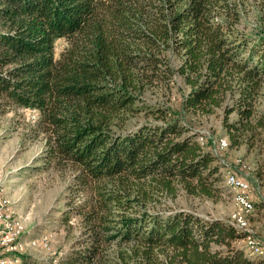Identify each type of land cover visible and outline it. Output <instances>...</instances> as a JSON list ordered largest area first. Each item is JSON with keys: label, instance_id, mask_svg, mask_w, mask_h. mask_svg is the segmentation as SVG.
Masks as SVG:
<instances>
[{"label": "trees", "instance_id": "1", "mask_svg": "<svg viewBox=\"0 0 264 264\" xmlns=\"http://www.w3.org/2000/svg\"><path fill=\"white\" fill-rule=\"evenodd\" d=\"M238 5L0 0V109L36 111L46 158L74 174L67 212L81 228L53 261L264 264L229 221L161 202L218 190V157L186 112H220L229 148L251 149L264 131V28L240 26ZM62 37L68 47L56 57Z\"/></svg>", "mask_w": 264, "mask_h": 264}, {"label": "rangeland", "instance_id": "2", "mask_svg": "<svg viewBox=\"0 0 264 264\" xmlns=\"http://www.w3.org/2000/svg\"><path fill=\"white\" fill-rule=\"evenodd\" d=\"M236 1L241 10L240 26H244L246 31L264 28V0ZM54 45L56 57H59L68 47V39L59 38ZM168 104L176 107V97L173 96ZM261 107L264 108V89ZM139 116L141 114L133 120L139 121ZM184 116L197 130L198 136L202 135L209 141V148L218 157V190L213 198L190 196L179 191L175 197H162V207L167 210L186 209L204 218L227 221L240 216L246 220L248 229L258 241L264 243V195L259 192L264 183V131L251 149L227 146L221 150L216 147V140L228 138L221 126L220 112L208 116L186 112ZM46 147L47 135L38 122L36 111L15 105L0 109V184L5 187L13 214L23 219L22 240L38 241L20 252L15 251L17 261L14 264H21V258L17 257L21 255L31 257L39 264H58V260L53 261L52 258L63 256L80 232L79 217L67 212V201L76 193L71 187L75 185L73 171L56 168L46 158ZM226 169L249 182L251 200L253 204L255 202L253 210L248 211L236 202L234 191L223 181ZM42 237H46L47 246L39 243ZM238 244L251 259L261 257L258 252L251 253L248 246L243 245L246 242L242 238ZM260 246L264 247V244Z\"/></svg>", "mask_w": 264, "mask_h": 264}, {"label": "bare ground", "instance_id": "3", "mask_svg": "<svg viewBox=\"0 0 264 264\" xmlns=\"http://www.w3.org/2000/svg\"><path fill=\"white\" fill-rule=\"evenodd\" d=\"M198 141L203 144L206 139L203 136H198ZM216 147L218 149H225L228 146V140L226 138H219L216 140ZM214 142V141H213ZM214 149V148H213ZM223 181L227 187L234 191V197L236 202L244 209L251 211L253 210V202L251 200V193L249 189V182L239 176L236 172L231 171V169H226L223 173ZM247 188V189H246ZM264 191V183L261 184L259 192ZM240 200V201H239ZM0 219H2L3 224H0V247H7L6 252L2 254L0 250V264H14L17 260L14 258L15 251H22L27 246L36 245L37 240L24 241L22 240V234L24 232L23 219L19 216H15L9 207L8 199L6 197L5 187L0 184ZM239 220V225L235 224ZM235 228L244 232L245 236L243 240L246 244L251 243V231L247 227V222L240 216H233L231 221H229ZM242 227V228H239ZM5 234L16 235L15 239H11ZM46 237L40 238L42 246H47L48 242ZM38 242V241H37ZM247 246V245H246ZM249 248V247H248ZM251 253L258 252L261 257H264V247L257 244V248H249Z\"/></svg>", "mask_w": 264, "mask_h": 264}, {"label": "built area", "instance_id": "4", "mask_svg": "<svg viewBox=\"0 0 264 264\" xmlns=\"http://www.w3.org/2000/svg\"><path fill=\"white\" fill-rule=\"evenodd\" d=\"M236 179H237V173H236ZM261 193L264 195V191H261ZM0 224H3L2 219H0ZM235 224L239 225V220L237 222H235ZM239 228H242V227H239ZM5 236H7V237H9L11 239H15L16 238V235H11V234H5ZM257 244H264V243H261V241H258V238L253 234V232H251V243L243 244V245H247L249 248L256 249L257 248ZM6 249H7V247H0V250H2V254L4 252H6ZM4 263L8 264V261H5Z\"/></svg>", "mask_w": 264, "mask_h": 264}]
</instances>
